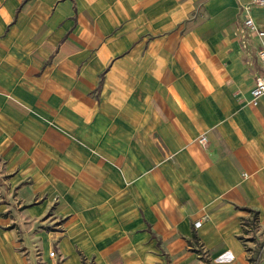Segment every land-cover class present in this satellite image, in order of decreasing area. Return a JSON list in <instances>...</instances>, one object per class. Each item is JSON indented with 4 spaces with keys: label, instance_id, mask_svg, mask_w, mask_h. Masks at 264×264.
Masks as SVG:
<instances>
[{
    "label": "crops",
    "instance_id": "0c3cea01",
    "mask_svg": "<svg viewBox=\"0 0 264 264\" xmlns=\"http://www.w3.org/2000/svg\"><path fill=\"white\" fill-rule=\"evenodd\" d=\"M251 1L0 0V264H250Z\"/></svg>",
    "mask_w": 264,
    "mask_h": 264
},
{
    "label": "built area",
    "instance_id": "2783aa9c",
    "mask_svg": "<svg viewBox=\"0 0 264 264\" xmlns=\"http://www.w3.org/2000/svg\"><path fill=\"white\" fill-rule=\"evenodd\" d=\"M264 6V0H252L250 3L245 5L242 9L245 13V18L243 20V27H242V40L243 46L245 45V40L250 37L254 36L258 39L259 47L256 50V57L261 65V74L255 77L254 85L250 90L251 100L250 104L252 106H256L258 100L264 97V29L259 28L253 18L250 15V10L254 7H261ZM198 142L202 145L205 144L206 140L204 136H201L198 139ZM194 226L197 228L200 226V222L194 223ZM49 256L53 257L54 252L50 251Z\"/></svg>",
    "mask_w": 264,
    "mask_h": 264
},
{
    "label": "rangeland",
    "instance_id": "374dc122",
    "mask_svg": "<svg viewBox=\"0 0 264 264\" xmlns=\"http://www.w3.org/2000/svg\"><path fill=\"white\" fill-rule=\"evenodd\" d=\"M249 231H245V241L251 243L250 248V264H264V238L257 234V227L255 225H247Z\"/></svg>",
    "mask_w": 264,
    "mask_h": 264
},
{
    "label": "trees",
    "instance_id": "16d2710c",
    "mask_svg": "<svg viewBox=\"0 0 264 264\" xmlns=\"http://www.w3.org/2000/svg\"><path fill=\"white\" fill-rule=\"evenodd\" d=\"M251 214V220H250V225H254L256 222L257 218V213L255 211L249 210Z\"/></svg>",
    "mask_w": 264,
    "mask_h": 264
}]
</instances>
